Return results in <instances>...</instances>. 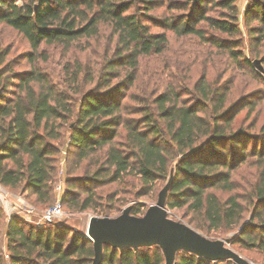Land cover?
Masks as SVG:
<instances>
[{"label": "trees", "instance_id": "trees-1", "mask_svg": "<svg viewBox=\"0 0 264 264\" xmlns=\"http://www.w3.org/2000/svg\"><path fill=\"white\" fill-rule=\"evenodd\" d=\"M162 6L159 16L152 13ZM246 12L258 22L250 35L259 44L264 40V0H249ZM0 23L21 34L30 47L10 59L11 47L0 48L2 186L25 194L36 208L50 206L64 147L69 178L62 207L112 216L127 203L125 185L136 188V195L149 193L173 168L168 209L183 208L198 232L223 233L238 226L230 244L264 254V145L257 147L264 132L256 138L233 123L234 110L243 104L253 108V103H245L243 96L227 105L225 94L204 77L193 86L197 98L190 103L174 84L134 104L120 102L124 89L125 97H133L128 89L140 59L164 51L167 30L194 37L256 73L243 51L237 0H0ZM104 32L98 62L90 58L91 41ZM50 46L65 58L61 88L40 67L47 61L44 48ZM77 51L88 56L82 61ZM21 59L28 68L14 70ZM205 109L209 115L199 112ZM246 139L257 142L247 149ZM253 165L256 184L247 185L244 202L235 178ZM140 207L135 202L130 213L142 215ZM250 207L249 221L242 222ZM92 258V241L61 220L35 226L11 216L5 223L0 208V264H91ZM101 264H164V257L156 246H105ZM173 264L233 262L181 251Z\"/></svg>", "mask_w": 264, "mask_h": 264}, {"label": "rangeland", "instance_id": "rangeland-1", "mask_svg": "<svg viewBox=\"0 0 264 264\" xmlns=\"http://www.w3.org/2000/svg\"><path fill=\"white\" fill-rule=\"evenodd\" d=\"M248 1L249 0H237L239 26L241 30L240 38L242 40V47L246 58L250 61L261 59L259 64L262 67V70L255 66V68H257L256 73H253L249 68L244 66L239 68V66H235L229 59H226V56L216 48L202 44L191 36L177 37L171 31L167 30L165 32L168 42L164 51L161 55L140 59L141 65L136 75V79H134L132 85L128 89V95H132L133 97H125L124 89V93L122 97H120V102H122V104H125V102L127 104H134L137 102L135 100L136 98L146 99L150 96L154 97L162 90L164 84H174L176 90H180L182 92V97L187 101L189 100L190 103L192 99L197 98L196 93L192 91L193 86L199 82L201 77H204L203 80H206V82L212 87L220 88V94H225L227 105L239 101L243 96H245V98L243 97L242 100H244L245 103L247 101L252 102L254 106L253 108H250L247 104H243V102V107L234 110V114H236L234 117L235 122H233L234 128L242 129L250 134L253 133L256 135V138L262 135L261 132H264V40L258 44L257 42H253L254 39H251L250 30L251 28L258 26V22L252 19L253 17L251 14L246 15ZM163 9V6L158 7L152 13L159 16ZM214 11L215 9L212 10V12ZM213 14H215V12ZM151 30L161 31L162 29L152 27ZM105 36L106 32L102 33V37L98 40L93 39L91 41L93 45L92 50H95V52H92L91 50L93 57L90 56V58L92 60L100 62V52H102L106 42ZM5 46L11 47V51L7 56V59L23 56V54L30 49L28 43L21 34L0 23V48ZM44 52L47 57V61L40 62V67L49 74L53 82L58 84L56 86L61 88L59 86V84H61L60 71L65 58L61 56L59 49L55 46L44 48ZM75 54L82 61L83 58L88 56V52L77 51ZM108 57L111 58L112 53H109ZM100 67L101 66H99V69ZM13 68L14 70L22 71L28 68V64L26 63V60L21 59L20 63L15 65ZM94 68L97 69L98 65H94ZM123 76L124 74L122 73L119 75L118 79H113L112 83H115L117 80L119 81L120 78H123ZM183 90H185L184 93ZM199 112L201 114L205 113L206 115H209L210 109L200 110ZM262 138L264 140V137ZM256 142L257 141L255 139L253 141H248L246 139L245 145L247 146V149H249L251 144L253 145ZM260 144L263 146L264 142H257L258 149ZM60 150L62 158L59 170L62 169V173L58 170L56 182L61 181L63 183L62 187L64 193L66 188L64 180L67 177L69 178V175L66 167L68 166L66 159L62 154L64 147H61ZM255 170H257L255 165L246 167L244 170H241L235 178L236 184L239 186L238 189H236V192H238L241 199H245V193H247L250 189V186L247 185L256 184L255 175L253 173ZM167 179L168 177L164 182H159L156 190L153 189V191L149 193L140 195H136V188L131 189L129 186L125 185V198L127 199V203H124L117 213L113 210L111 215L115 216L119 214L125 206L129 204L133 206L135 202H139L141 205L140 210L144 212L149 205L156 202L158 191L164 186ZM5 189L11 196L18 194L22 196L25 195L12 189ZM215 192H217V190H215ZM53 194L56 196L54 191ZM220 195L222 198H225L226 196V194L223 193ZM243 201L245 202L246 199ZM37 209L41 210L39 208ZM63 209L65 214L61 222L71 227L73 231L79 233L85 232V225L87 224L90 216H97L90 210L73 211L67 207H63ZM167 211L170 218L188 224L186 212L183 208H167ZM251 214V207L247 208L244 212L242 222H248ZM6 220L7 219L4 216L5 223ZM199 232L211 239H221L236 235L238 232V226L223 233L215 232L213 230H209L208 232ZM84 235H86V233H84ZM229 247L240 254L250 264H264V254H258L255 251L242 249L239 243L230 244Z\"/></svg>", "mask_w": 264, "mask_h": 264}, {"label": "water", "instance_id": "water-1", "mask_svg": "<svg viewBox=\"0 0 264 264\" xmlns=\"http://www.w3.org/2000/svg\"><path fill=\"white\" fill-rule=\"evenodd\" d=\"M253 64L260 68L258 59ZM172 182L173 168L159 190L156 202L149 205L142 215L131 214L132 205L129 204L115 216L89 217L85 231L86 237L92 241L91 264H101L105 246L118 250L156 246L162 251L164 264H173L181 251L212 262L230 259L233 264H250L229 247L232 237L211 239L188 224L169 217L166 203Z\"/></svg>", "mask_w": 264, "mask_h": 264}, {"label": "built area", "instance_id": "built-area-1", "mask_svg": "<svg viewBox=\"0 0 264 264\" xmlns=\"http://www.w3.org/2000/svg\"><path fill=\"white\" fill-rule=\"evenodd\" d=\"M59 172L62 173V169ZM62 185L61 181L55 183L53 191L56 196L53 203L44 209L38 210L34 205L27 202L22 195H9L4 186L0 184V208L3 210L4 216L7 219L6 221L11 216H19L35 226H42L62 220L65 214L61 204V197L63 195Z\"/></svg>", "mask_w": 264, "mask_h": 264}]
</instances>
